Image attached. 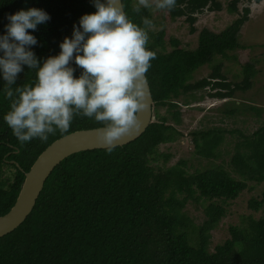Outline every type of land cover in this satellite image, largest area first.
I'll list each match as a JSON object with an SVG mask.
<instances>
[{"label":"trees","instance_id":"obj_1","mask_svg":"<svg viewBox=\"0 0 264 264\" xmlns=\"http://www.w3.org/2000/svg\"><path fill=\"white\" fill-rule=\"evenodd\" d=\"M242 1L252 0H231L228 11L237 18L221 31L201 29L195 47L167 37L166 30H149L147 47L155 53L146 73L154 98L153 122L134 141L111 151H81L56 166L27 219L0 237V264H264V213L255 215L264 209V186L255 192L264 185V124L252 133L218 125L190 131L192 156L207 162L193 171L189 158L170 164L174 154L161 148L184 137L178 127L181 108L191 99L233 98L252 88L254 65H244L241 82L231 83L223 73L230 52L243 47L240 31L251 8L241 12ZM136 4L123 0L128 17L140 26L147 17L154 25L152 8L136 11ZM31 7L51 16L33 32L38 39L33 50L41 62L59 54L60 42L72 35L82 15L96 11L92 0H0V34L7 14ZM223 8L222 0H177L166 10L170 20L186 17L196 33L197 14ZM205 65L212 72L194 80ZM81 71L77 68L76 75ZM35 79V70L24 66L13 90ZM5 83L0 78V216L15 205L26 172L50 144L73 131L101 126L76 116L67 132L50 134L47 142L34 138L21 144L3 119L11 103L2 90ZM223 107L214 109L225 118L239 110L261 111L236 102ZM226 133L236 135L231 147L225 145ZM246 191L252 193L248 204L253 212L240 214L241 225H230V236L214 244L213 231L228 206ZM190 203L202 210V220L191 213Z\"/></svg>","mask_w":264,"mask_h":264},{"label":"clouds","instance_id":"obj_2","mask_svg":"<svg viewBox=\"0 0 264 264\" xmlns=\"http://www.w3.org/2000/svg\"><path fill=\"white\" fill-rule=\"evenodd\" d=\"M176 2L137 0L136 11L171 10ZM92 3L96 11L82 15L72 35L60 42L59 54L43 62L33 50L38 44L33 32L51 20L50 14L31 7L6 15L8 23L0 34V78L11 103L3 119L21 144L34 138L47 142L50 134L67 132L76 116L101 125L95 129L96 140L108 151L141 128L140 114L150 106L146 73L155 53L147 45L153 22L147 17L143 26L133 22L123 0ZM24 66L35 70V82L13 90ZM77 68L82 70L79 76Z\"/></svg>","mask_w":264,"mask_h":264},{"label":"rangeland","instance_id":"obj_3","mask_svg":"<svg viewBox=\"0 0 264 264\" xmlns=\"http://www.w3.org/2000/svg\"><path fill=\"white\" fill-rule=\"evenodd\" d=\"M135 3L137 0H133ZM223 10L211 11L205 9L202 13L197 14L196 22L197 32L191 33L189 22L185 21L186 17H178L176 20H170L167 17L166 9H157L152 7V12L155 19V24L152 29L157 31L166 30L167 37H174L181 40L182 45L186 47L197 46L198 32L204 27L212 30L221 31L229 26L236 18L237 14L228 11V5L231 0H222ZM249 5L251 14L249 20L242 26L240 31V47L230 52V57L224 60L223 73L227 80L231 83L241 82L243 79V67L245 64H252L256 69V74L253 77L252 88L248 91H238L233 98H218L210 95L205 96L201 100L191 99L190 92L187 96L190 97L192 103L187 106L183 105L182 123L178 127L183 131L184 137L176 142L161 145L162 150L170 151L174 154L170 164L177 162L182 156L189 158L194 166L192 171L203 167L206 160L198 161L195 156H192L194 145L191 143L188 133L196 129L207 128L212 125L228 127L229 129H243L246 133H252L264 124V0L257 2L242 1L238 4L239 10L242 12L245 6ZM212 72V68L205 65L198 69L194 75V80L202 79ZM208 89V88H206ZM208 91V90H204ZM199 95V94H198ZM247 104L259 107L258 110H239L235 116L223 117L216 111V107L232 106V103ZM222 117V119H221ZM221 119V120H219ZM230 147L235 144L236 135L226 133L225 136ZM221 159H218L219 162ZM263 183L260 184L255 192L260 193L263 188ZM252 193L246 191L245 195L234 200L228 206V213L222 219L220 225L213 231V243L217 244L230 236V225H241L240 214H248L253 212L248 204V199ZM195 203L188 205L191 213L200 221L203 217V212L200 208H196ZM257 217L263 215L264 209L255 211Z\"/></svg>","mask_w":264,"mask_h":264},{"label":"water","instance_id":"obj_4","mask_svg":"<svg viewBox=\"0 0 264 264\" xmlns=\"http://www.w3.org/2000/svg\"><path fill=\"white\" fill-rule=\"evenodd\" d=\"M148 86L150 91V106L146 112L140 114L141 128L138 130L134 129L130 134L122 137L117 141V146L134 141L152 123L154 118V98L149 81ZM96 128L80 129L68 133L55 140L40 154L31 169L26 172V177L15 205L8 213L0 216V237L12 232L27 219L36 205L46 180L56 166L65 158L85 150L105 149V147L97 143Z\"/></svg>","mask_w":264,"mask_h":264}]
</instances>
